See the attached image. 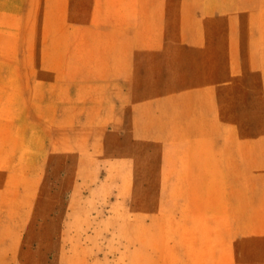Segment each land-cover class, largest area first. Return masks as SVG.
<instances>
[{
    "label": "rangeland",
    "instance_id": "374dc122",
    "mask_svg": "<svg viewBox=\"0 0 264 264\" xmlns=\"http://www.w3.org/2000/svg\"><path fill=\"white\" fill-rule=\"evenodd\" d=\"M0 264H264V0H0Z\"/></svg>",
    "mask_w": 264,
    "mask_h": 264
}]
</instances>
